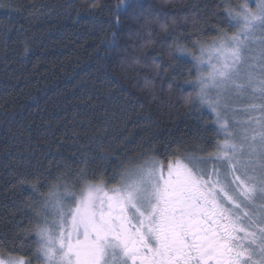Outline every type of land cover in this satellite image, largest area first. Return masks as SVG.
Masks as SVG:
<instances>
[{"label":"trees","instance_id":"obj_1","mask_svg":"<svg viewBox=\"0 0 264 264\" xmlns=\"http://www.w3.org/2000/svg\"><path fill=\"white\" fill-rule=\"evenodd\" d=\"M244 2L140 0L120 12L121 0H0V258L43 264L34 255L42 221L33 209L49 189L34 194L21 179L56 183L62 175L79 195L81 170L85 182L113 187L129 162L167 165L216 151L225 135L206 106L186 102L199 88L185 82L200 72L177 59L176 46L199 55L197 41L208 45L221 29L233 34L225 8ZM252 101L255 117L264 115V100ZM236 114L227 118L230 132L254 124L248 117L236 125L244 111Z\"/></svg>","mask_w":264,"mask_h":264},{"label":"snow or ice","instance_id":"obj_2","mask_svg":"<svg viewBox=\"0 0 264 264\" xmlns=\"http://www.w3.org/2000/svg\"><path fill=\"white\" fill-rule=\"evenodd\" d=\"M139 7L140 0H121L118 11ZM224 15L229 27L237 29L233 34L221 29L210 44L197 41L199 55L176 46L178 60L192 62L198 73L208 69L185 82L199 88L186 102L215 113L217 131L225 135L216 151L177 156L166 167L155 157L129 162L115 174L119 184L111 188L85 182L81 170L76 176L82 184L79 195L67 188L62 175L55 177L56 183L40 175H34V182L21 179L34 194L41 186L49 189L34 201L40 208L33 209L35 219L42 221L34 226L36 259L43 264H264V227H258L264 224V205L256 206L257 200L264 202V115L249 117L259 131L244 128L237 134L218 111H227L220 93L229 90L264 100V0L226 7ZM257 29L262 30L259 39ZM106 43L114 46V41ZM154 67L159 75L160 65ZM256 110L255 104L246 109ZM259 111L264 113V105ZM209 161L217 162L211 171ZM242 204L259 213L255 218L243 213L255 231L242 226ZM256 255L259 261L253 259ZM8 264L30 261L9 258Z\"/></svg>","mask_w":264,"mask_h":264},{"label":"rangeland","instance_id":"obj_3","mask_svg":"<svg viewBox=\"0 0 264 264\" xmlns=\"http://www.w3.org/2000/svg\"><path fill=\"white\" fill-rule=\"evenodd\" d=\"M261 31H262L261 29H257V37H256L257 39L261 38L260 37ZM253 47L256 48V49H259L260 48V45L259 44H255V45H253ZM207 71H208V69H201L200 70V74H206ZM216 95H217V93L215 91H213L212 92V97L214 99H215ZM220 96H221V104L227 106V111L226 112L232 113V114H229V116H231V115L237 116V114H236L237 111H239V110L240 111H244V114H243L244 117L243 116H242V118L240 117L241 120L238 121V122H236L235 123L236 125L241 126L244 122L248 121V120H246V118H248L250 116H252V117H255L256 116V112L255 111L254 112H248V111H246V109L249 106L253 105V101L252 100L254 99L255 95H253L251 92H246V93H243V94H239L238 95L235 90H229L227 93H223V92L220 93ZM244 96L246 97L247 103H246L245 100L243 102ZM247 96H249V100H248ZM218 111L221 112L222 118L227 119L229 117L228 116V113L224 112L223 107L220 108V109H218ZM213 114L215 115V113H213ZM215 118H216V116H215ZM251 128H256L257 131L260 130L255 124L251 125ZM241 131L242 130L240 129L239 132H241ZM216 163H217L216 161H209V164L210 165L208 166V170L211 171L213 165L216 164ZM217 166H219V165H217ZM165 167H166V165H165ZM105 187L106 188H111V187H109L107 185H105ZM261 205H264V202L257 200L256 201V206L257 207H260ZM244 212H247L253 218L257 217L259 215V213L258 212H254L253 209H251L249 207H246L243 204L241 205V212L239 213V215L241 216V219H242V226L245 227L248 231H255V228L254 227H249L248 226V222L246 220H243V213ZM52 217H54V216H52ZM258 227H264V224L258 225ZM253 259L259 261L260 256L259 255H256V256L253 257ZM0 260H3L4 261V264H8L9 258L8 259L0 258ZM14 260H19V259H14Z\"/></svg>","mask_w":264,"mask_h":264}]
</instances>
